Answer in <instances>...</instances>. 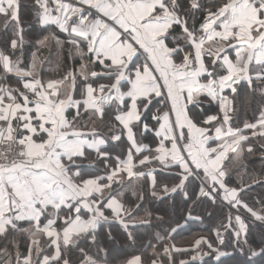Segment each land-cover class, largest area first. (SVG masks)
Masks as SVG:
<instances>
[{
  "label": "snow or ice",
  "instance_id": "1",
  "mask_svg": "<svg viewBox=\"0 0 264 264\" xmlns=\"http://www.w3.org/2000/svg\"><path fill=\"white\" fill-rule=\"evenodd\" d=\"M0 264H264V0H0Z\"/></svg>",
  "mask_w": 264,
  "mask_h": 264
},
{
  "label": "trees",
  "instance_id": "2",
  "mask_svg": "<svg viewBox=\"0 0 264 264\" xmlns=\"http://www.w3.org/2000/svg\"><path fill=\"white\" fill-rule=\"evenodd\" d=\"M193 227H195V226H193ZM187 234H188L187 230L184 233H182V235H187Z\"/></svg>",
  "mask_w": 264,
  "mask_h": 264
}]
</instances>
